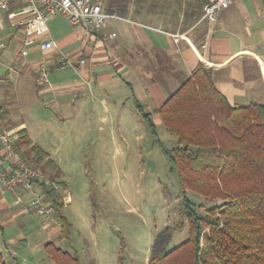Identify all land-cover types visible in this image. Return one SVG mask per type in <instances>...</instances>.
I'll list each match as a JSON object with an SVG mask.
<instances>
[{
  "label": "crops",
  "instance_id": "crops-1",
  "mask_svg": "<svg viewBox=\"0 0 264 264\" xmlns=\"http://www.w3.org/2000/svg\"><path fill=\"white\" fill-rule=\"evenodd\" d=\"M127 10L120 16L123 19H109L105 29L84 44L74 32L54 39L47 21L44 34L24 45L28 36L25 31L4 22L0 26L3 124L16 130L25 128L32 139L24 122L10 125L11 119L6 117L10 104L5 92L9 88L24 95L33 86L41 87L40 94L71 95L76 113L85 104L90 117H98L100 121L121 119L129 115L125 112L128 108L145 121L144 114L160 124L157 107L198 63L209 69L214 85L230 104H264V0H233L208 25L198 21L201 14L198 0H131ZM110 32L115 36L109 37ZM48 40L55 42L54 48L42 50L40 44ZM23 45L28 52L18 57ZM59 55L74 60L83 58L84 62L75 69L65 65L70 67V76L63 80L60 70L64 67L57 64ZM44 57H52L54 62L47 73L48 82L39 84L35 71ZM78 97L80 101L76 102ZM52 103L66 104L55 100ZM97 107L101 113L95 116ZM32 142L35 143L33 139ZM18 193L23 198L18 204L11 192L0 196L1 236L5 223L32 213L27 209L28 195ZM69 194L68 190L67 200ZM41 228L46 237L62 238L60 230L50 224L42 222ZM48 242L54 243L47 240L44 245Z\"/></svg>",
  "mask_w": 264,
  "mask_h": 264
},
{
  "label": "rangeland",
  "instance_id": "rangeland-1",
  "mask_svg": "<svg viewBox=\"0 0 264 264\" xmlns=\"http://www.w3.org/2000/svg\"><path fill=\"white\" fill-rule=\"evenodd\" d=\"M48 25L57 40L73 32L61 15L50 18ZM60 67L63 80L68 79L70 67ZM48 78L52 80L50 72ZM33 87L24 95L7 89L6 117L11 126L24 122L34 142L55 159L59 172L53 176L70 192L61 209L68 235L46 237L40 218L30 212L13 218L0 235L6 264H54L44 250L47 240L78 256L80 264H147L154 235L177 222L184 195L195 207L214 204L194 191H182L168 156L176 140L161 122L151 119L152 131L128 108L129 115L121 119L100 121L90 117L85 104L76 113L71 95L40 94L41 87ZM53 100L66 104L54 106ZM100 110L97 107L95 116ZM186 236L184 224L168 247Z\"/></svg>",
  "mask_w": 264,
  "mask_h": 264
},
{
  "label": "trees",
  "instance_id": "trees-1",
  "mask_svg": "<svg viewBox=\"0 0 264 264\" xmlns=\"http://www.w3.org/2000/svg\"><path fill=\"white\" fill-rule=\"evenodd\" d=\"M130 1L105 0L104 9L124 16ZM156 112L176 140L168 156L182 191H194L214 204L195 207L184 195L177 222L154 235L147 264H264V104H230L209 69L198 63ZM4 114L0 106V119ZM144 118L154 131L148 115ZM16 132L15 146L26 162L57 175L52 158L32 142L26 129ZM55 205L60 237L66 238L62 204ZM184 224L185 240L169 248L172 235ZM44 250L54 264H80L78 256L53 242ZM0 264H6L1 252Z\"/></svg>",
  "mask_w": 264,
  "mask_h": 264
},
{
  "label": "built area",
  "instance_id": "built-area-1",
  "mask_svg": "<svg viewBox=\"0 0 264 264\" xmlns=\"http://www.w3.org/2000/svg\"><path fill=\"white\" fill-rule=\"evenodd\" d=\"M200 3L199 22L208 25L215 21L219 13L227 8L233 0H198ZM105 0H0V26L8 22L21 28L28 35L24 45H28L46 31V22L55 16H64L84 44L92 35L105 29L109 19H123L104 9ZM114 37L115 33H108ZM22 46L18 57L27 54ZM55 46L52 40L40 44L42 50H51ZM2 45L0 43V51ZM52 57L42 58L36 68L37 81L48 82L47 73ZM54 62V61H53ZM84 59H70L59 55L57 64L68 65L72 69ZM17 130L6 127L0 120V196L6 192L14 194V203L22 202L18 191L28 195L27 209L37 215L45 224L61 229V218L55 201L67 204V184L51 175L42 173L39 168L30 166L15 146L18 139ZM56 199V200H55ZM55 200V201H54Z\"/></svg>",
  "mask_w": 264,
  "mask_h": 264
}]
</instances>
